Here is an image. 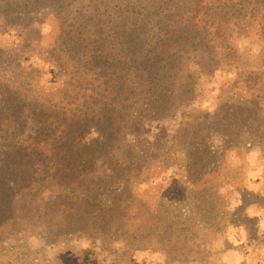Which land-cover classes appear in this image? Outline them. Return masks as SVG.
Wrapping results in <instances>:
<instances>
[{
  "label": "rangeland",
  "instance_id": "374dc122",
  "mask_svg": "<svg viewBox=\"0 0 264 264\" xmlns=\"http://www.w3.org/2000/svg\"><path fill=\"white\" fill-rule=\"evenodd\" d=\"M152 58L157 65L170 58V78L160 80L168 90L193 86L191 99L161 119L133 88L164 78L145 63ZM245 92L264 96V0H0V198L15 202L16 217L0 226V264H264V122L248 113L245 132L231 125L224 139L207 124L201 147L216 153L206 165L216 170L195 188L182 184L194 131L180 124L235 112ZM134 98L139 114L125 118ZM106 106L118 132L105 133V117L77 136L102 130L93 137L131 165L133 148L123 155L135 140L151 180L135 189L114 235L47 229L40 201L63 190L46 183L39 197L23 196L24 176L41 178L21 169L34 162L22 155L50 158L51 146L64 144L59 137L74 136ZM42 116L50 127L33 123ZM38 162L46 168L56 159Z\"/></svg>",
  "mask_w": 264,
  "mask_h": 264
},
{
  "label": "trees",
  "instance_id": "16d2710c",
  "mask_svg": "<svg viewBox=\"0 0 264 264\" xmlns=\"http://www.w3.org/2000/svg\"><path fill=\"white\" fill-rule=\"evenodd\" d=\"M159 52V50H156ZM157 56H155L156 58ZM153 59V58H152ZM163 60V58H161ZM161 60V61H162ZM160 61V62H161ZM157 65L154 63V59L145 61V63L151 64L150 66L153 71L160 74V70L164 78H156V76H148L151 79V82L157 80L152 87H148V83L145 84L143 89L139 85L133 84V88L139 93L136 95V98H139L144 102V105L150 107L154 114H156V119H161L164 115H169L173 110L179 108L183 103L189 101L193 96V86L192 88H186L175 92L174 89H169V84L166 86L160 82V80H169L170 72L173 68H170V58L163 60L162 65ZM202 62V61H200ZM200 64H195V66L200 69ZM211 67L210 65L207 66ZM150 68V67H149ZM168 73L169 76H166ZM150 75V74H149ZM251 75V73H250ZM148 82V80L146 79ZM134 92H129L133 94ZM176 93V94H175ZM135 94V93H134ZM247 101L244 102L242 108L237 107V111L231 112L227 115H220L218 117H213L211 119H206L204 117H195L190 116L184 123H181L180 126H184L182 131L186 130L188 127L194 131L192 133V141L187 143V146L193 147V153L187 156L185 152V164L182 166L184 174L187 175V179L182 182L183 186L195 188L204 177H208L214 174L216 167L209 168L207 164L209 160L214 158V151L211 150L210 146L201 147L203 144L204 138L203 135L207 131V124H214L216 128L214 130L215 134L223 137V131L228 126L238 125L237 130L239 132H245L246 120L245 117L252 115L254 121L262 125L264 122V96L262 94H248L246 93ZM136 98L127 101V108L125 110L126 116H137L139 114L135 113L136 104L132 103ZM103 113L98 120L96 116L92 119H88L87 123L82 122V126L79 127V123L74 127V136L70 138L59 137L57 140L63 142L57 146H51L48 152L51 154L50 158L44 157L42 153L39 154V150L36 152L30 153L28 155H22L25 158L32 159L34 162L30 165H22L21 169L24 171H33L35 170L36 175L39 176L40 181H34L32 177L29 179L27 176H24L23 180L19 182L20 190L24 191L22 194L26 197L37 198L39 197V187L42 184L51 183L55 184L57 188H62L63 192L58 194H52L50 190H47L46 200L42 198L40 216L47 229L55 230H72L76 233H89V235H113L119 230L123 229V218L130 212V203L135 196L136 188L141 185H147L148 180H151L150 173L151 168L147 167L142 161V152L137 151V144L135 140L132 139L133 143L127 144L125 146V152L123 156H128L127 152L132 149V152L136 154L135 159L137 162L134 165L128 164L126 160L116 159L114 161V156L112 152H107V147L105 144H101L102 136L93 137V132L103 133L102 130L95 131L92 128L88 130L83 136H77L78 133H81L85 130L86 124L92 125L94 121H108V127L105 128V133L108 131H114L115 134L118 132L119 128H116V124H112V121L115 117L108 113L109 109H103ZM239 112V113H237ZM169 113V114H168ZM81 120V119H80ZM33 123L37 122L39 125L41 123L46 127H50L48 124V118L40 117L32 120ZM105 121V123H107ZM65 120L59 122V126L64 125ZM130 123V120H129ZM98 124V123H97ZM103 124H98L96 127H103ZM64 129L70 130L69 126H63ZM58 129V128H57ZM165 132V131H164ZM63 135V134H62ZM88 137V138H87ZM93 137V138H92ZM170 137V136H168ZM157 137H154L156 140ZM109 140L111 144L117 143V140L114 138L105 139ZM174 140H171V142ZM156 141L153 143H147L146 146L149 149L152 147ZM85 146H88L90 149H85ZM205 146V147H204ZM111 149V148H110ZM140 153V154H139ZM210 154V155H209ZM209 156L208 161L205 162V159ZM82 157L85 158L82 159ZM56 159L55 163H45L46 168H42L43 164L38 162V159ZM112 160V161H111ZM109 161V163L107 162ZM211 163V162H210ZM100 164V165H99ZM211 165V164H210ZM38 167V168H36ZM10 168H3V171H9ZM40 175H39V174ZM190 174L196 175L198 178L196 180H189ZM144 176V177H143ZM28 180L27 184H23V181ZM18 184V185H19ZM180 184V183H178ZM1 186H5L4 180H0V189ZM182 190V188H180ZM8 192H13V189H6ZM51 195H56L55 199L52 200ZM10 201V200H9ZM33 199L28 200V203H32ZM30 206V205H29ZM15 202H9L5 197L0 198V226L11 223L14 218L12 216V210H14ZM34 212L36 209H33ZM137 211V210H135ZM19 212V211H16ZM155 213V217L159 218L160 209L158 208ZM37 214V211H36ZM25 215V214H24ZM122 226V227H121ZM161 235V233H160ZM162 236V235H161ZM168 236V234H167Z\"/></svg>",
  "mask_w": 264,
  "mask_h": 264
}]
</instances>
